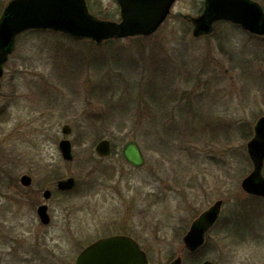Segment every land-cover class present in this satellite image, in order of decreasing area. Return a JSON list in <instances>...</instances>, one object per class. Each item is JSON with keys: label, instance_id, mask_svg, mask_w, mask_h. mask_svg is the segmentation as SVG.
I'll list each match as a JSON object with an SVG mask.
<instances>
[{"label": "rangeland", "instance_id": "1", "mask_svg": "<svg viewBox=\"0 0 264 264\" xmlns=\"http://www.w3.org/2000/svg\"><path fill=\"white\" fill-rule=\"evenodd\" d=\"M204 1L177 0L151 39L121 40L126 54L52 33L18 39L0 88V264H75L88 245L128 231L151 264H194L184 236L218 200L222 217L199 263L264 264V198L241 187L253 170L247 143L264 115V37L230 24L194 37L184 17L198 16ZM91 4L99 18L119 20L116 0ZM105 138L115 150L102 158L95 148ZM64 139L71 162L59 148ZM130 140L142 148L143 168L123 158ZM23 175L32 186L21 184ZM68 177L76 188L58 192ZM42 203L48 225L37 214Z\"/></svg>", "mask_w": 264, "mask_h": 264}, {"label": "water", "instance_id": "2", "mask_svg": "<svg viewBox=\"0 0 264 264\" xmlns=\"http://www.w3.org/2000/svg\"><path fill=\"white\" fill-rule=\"evenodd\" d=\"M121 7V21L100 20L90 14L84 0H12L0 19V85L4 75V65L13 52L16 38L30 29L53 30L78 39H90L97 44L111 39L131 37H149L156 33L171 13L176 0H118ZM221 21L241 25L245 30L264 36V10L249 0H206V6L200 16L194 17L193 36L210 35L216 23ZM64 135L72 133V127L65 125ZM255 135L248 142V154L253 163L250 175L243 179L241 187L250 195L264 197V116L255 125ZM63 159L73 161V145L69 139L59 143ZM97 154L108 157L112 153V144L108 139L101 140L96 148ZM123 156L128 164L135 168L145 166L144 153L135 140L128 141L123 147ZM33 179L23 175L21 184L30 187ZM76 179L71 177L60 180L57 189L61 192L72 191ZM45 200L52 197V191L46 190ZM223 200L216 201L190 227L184 236V244L190 252H196L206 243V235L218 222ZM41 222L49 224L51 217L48 206L37 209ZM147 253L132 238L110 236L102 238L86 249L77 258L76 264H148ZM182 257L172 264H182ZM204 264H216L206 260Z\"/></svg>", "mask_w": 264, "mask_h": 264}, {"label": "flooded vegetation", "instance_id": "3", "mask_svg": "<svg viewBox=\"0 0 264 264\" xmlns=\"http://www.w3.org/2000/svg\"><path fill=\"white\" fill-rule=\"evenodd\" d=\"M11 1H12V0H7L6 4H5L4 7L2 8V12L5 10V8L7 7L8 3L11 2ZM84 1H85L86 5H87V7H88V10L91 11V9H92L91 0H84ZM249 1H252V2L257 3V4H258V5L264 10V7L262 6V4H261L259 1H257V0H249ZM116 2H117V4H118L119 12H120V15H121V7H120V5H119L118 0H116ZM205 6H206V0H205L204 3H203V8H202L201 13L204 11ZM201 13H200V14H201ZM119 18H120V17H119ZM228 24L232 25L233 27L239 28L243 33L247 34L248 36L258 37V36H254V35H252L249 31H246V30L242 29L241 26H238V25H235V24H232V23H228ZM220 25H222V24H221V23H218V24L215 25V27H214V31H213L212 35L216 33L217 27L220 26ZM30 32L52 33V34L59 35V36H61V37L69 38V39H71V40H73V41H75V42H78V43H80V42H83V43H85V42L87 43V42H88V43H90L89 40H80V39L75 38V37H73V36L66 35V34L59 33V32H53V31H42V30H29V31H27V32H25V33H30ZM25 33H23L22 35H24ZM22 35H20V36L18 37V39H19ZM258 38H259V37H258ZM261 38H263V37H261ZM18 39H17V42H18ZM73 41H72V42H73ZM17 42H16V45H17ZM15 50H16V47H14V50H13L11 56L15 53ZM4 75H5V74H4ZM1 86H2V83H1V85H0V88H1ZM263 174H264V168H263ZM255 198L258 199V198H260V197H255ZM43 204H44V203L40 204L39 206H41V205H43ZM39 206H38V207H39ZM48 211H49V205H48ZM49 214H50V213H49ZM49 224H50V223H49ZM114 235H116V236H117V235H121V236H127V237H130V238L134 239V240L140 245V247L143 249V247H142L140 241L135 237V234H134V232H132V231H128V232H125V233H123V232H118V233L111 234V235H107V236H104V237L114 236ZM143 250H144V249H143ZM149 264H151V263H149ZM167 264H172V263H167ZM182 264H184V263H182ZM194 264H203V263H194Z\"/></svg>", "mask_w": 264, "mask_h": 264}, {"label": "trees", "instance_id": "4", "mask_svg": "<svg viewBox=\"0 0 264 264\" xmlns=\"http://www.w3.org/2000/svg\"><path fill=\"white\" fill-rule=\"evenodd\" d=\"M220 26H218L217 27V30H216V32L218 31V28H219ZM216 34V33H215ZM154 36V35H153ZM153 36H150V37H147V38H144V37H138L139 39H144V40H149V39H151ZM137 38V39H138ZM91 44H94L95 45V43L94 42H91ZM103 45H110L111 46V50H109L108 49V52L109 53H111L112 51H120V53L119 52H117L118 54H122L123 52H121V51H124V47H123V45H122V43H121V40H109V41H106ZM99 46V45H98ZM101 46V45H100ZM108 53V54H109ZM123 54H126V53H123ZM256 56H258V54H256ZM95 59H99V58H95ZM91 62H93V64H94V61H92L91 60ZM121 73H122V71L121 70H119ZM109 75V74H108ZM110 76V75H109ZM120 76L122 77L123 76V79H124V81L127 83V82H131V80H129L128 78H126V76H125V74H120ZM104 79H106V78H104ZM105 80H101L100 81V83H105L104 82ZM134 86H136V84L135 83H132ZM147 85V84H146ZM136 87H138V84H137V86ZM101 92H103V94H102V96L100 97V98H103L102 100H104V97L109 93V91L111 90V88H110V85H106V86H101ZM140 89H141V87H139V89L137 88V93H139V91H140ZM134 91V90H133ZM146 91V93L145 94H148V96H146V98H150V90H145ZM162 92H160V94H161ZM154 96V95H153ZM139 97H140V94H139ZM156 98H158V96H157V93L155 94V96L151 99V101L149 100V102H152L154 99H156ZM205 127H204V129L205 130H208V129H211V128H213L214 129V127H212L210 124H205L204 125ZM203 129H200V131H202ZM114 150H115V147H114ZM201 251V250H200ZM200 251H198V252H196V253H190V252H188L187 253V257H186V260H187V262L188 261H192V260H194V262L195 263H199V262H201V257H199L200 256Z\"/></svg>", "mask_w": 264, "mask_h": 264}]
</instances>
